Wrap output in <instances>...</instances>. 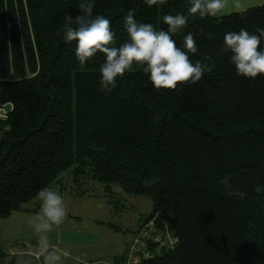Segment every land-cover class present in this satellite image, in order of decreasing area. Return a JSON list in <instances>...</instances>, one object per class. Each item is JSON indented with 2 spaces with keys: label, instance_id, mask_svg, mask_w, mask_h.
Segmentation results:
<instances>
[{
  "label": "trees",
  "instance_id": "obj_1",
  "mask_svg": "<svg viewBox=\"0 0 264 264\" xmlns=\"http://www.w3.org/2000/svg\"><path fill=\"white\" fill-rule=\"evenodd\" d=\"M79 3L0 0V106L8 109L0 119V218L31 211L25 205L38 191L54 189L70 172L76 187L100 183L114 207L126 194L151 199L135 234L152 222L155 237L141 264H264V192L254 191L264 185V75H237L223 50L225 33L264 29V0L190 18L173 37L182 47L193 32L198 52L190 59L212 67L197 84L156 89L134 65L107 94L100 90L103 55L81 67L75 42L57 34ZM189 7L190 0L151 7L145 0H95L94 14L110 20L119 45L130 9L159 30L167 27L164 15ZM225 175L244 198L226 193L218 183ZM146 179L155 182L146 187ZM114 182L124 191L113 192ZM126 260L127 250L115 263Z\"/></svg>",
  "mask_w": 264,
  "mask_h": 264
},
{
  "label": "clouds",
  "instance_id": "obj_2",
  "mask_svg": "<svg viewBox=\"0 0 264 264\" xmlns=\"http://www.w3.org/2000/svg\"><path fill=\"white\" fill-rule=\"evenodd\" d=\"M166 2L145 0L149 7ZM226 6L227 0H190L187 14L164 15L162 19L167 27L159 30L151 23L137 21L134 10L130 9L123 17L127 38L118 45L110 20L104 15L94 14L95 0H80L78 13L75 17L66 14L57 34L63 33L66 43L75 42V58L81 67L98 53L103 55L104 61L99 67L100 90L106 94L117 87V79L123 78L134 65L142 68L154 88L174 91L178 85L197 84L204 74L212 71V67L200 60L193 63L190 59V54L198 52L193 32L183 36L182 47L173 37L187 27L190 18L217 17ZM223 41V50L231 53L230 62L234 64L237 75L245 78L264 75V29L256 33L243 28L238 32L229 31L225 33ZM204 60H211V57L205 55ZM154 182V179L144 181L146 187ZM218 183L230 196L244 198L246 195L233 190L230 175L221 177ZM111 188L116 193L124 191L118 182L112 183ZM254 191L261 194L264 185L256 186ZM37 196L41 201L40 210L32 218L31 225L38 234L43 264H64L63 258L69 253L55 249L48 238L54 226L59 227L66 218L64 199L50 187L40 189Z\"/></svg>",
  "mask_w": 264,
  "mask_h": 264
},
{
  "label": "rangeland",
  "instance_id": "obj_3",
  "mask_svg": "<svg viewBox=\"0 0 264 264\" xmlns=\"http://www.w3.org/2000/svg\"><path fill=\"white\" fill-rule=\"evenodd\" d=\"M242 1L238 2L241 7L232 5L229 9L237 11L251 5L249 1ZM230 2L231 0H227V5ZM73 179L74 176L70 172H65L61 176L62 182L55 184L54 190L63 197L67 215L59 227L54 226L53 231L48 233L49 241L55 240L52 244L68 250L69 256L64 257L65 264H112L113 257L121 256L128 250L138 225L152 210V201L145 196L126 194L121 205L114 207L109 203L100 183H94L90 187L85 184L80 188L74 185ZM81 192L86 194L79 196ZM40 204L39 199H34L25 205L31 211L23 212L32 216L21 223L23 230L20 231L23 238L18 236L6 239L4 236L17 222L15 212L10 215L11 217L0 218V264H16L14 261L16 257L6 259L1 253L5 250H2L5 245H12L16 251L41 249L38 234L31 225L32 218L40 210ZM98 221H104L103 225ZM108 223L120 229L115 231L107 225ZM11 247L8 246L6 249Z\"/></svg>",
  "mask_w": 264,
  "mask_h": 264
},
{
  "label": "crops",
  "instance_id": "obj_4",
  "mask_svg": "<svg viewBox=\"0 0 264 264\" xmlns=\"http://www.w3.org/2000/svg\"><path fill=\"white\" fill-rule=\"evenodd\" d=\"M236 1V2H235ZM239 1H242V0H231V2H230V4L229 5H227V7H226V10L224 11V12H222V14L221 15H219V16H222V15H225V14H227V13H231V12H234V11H236V9H229L232 5H236V6H238V7H241V5L238 3ZM247 2L249 1V2H251V5H249L248 7H246V8H244V9H247V8H249V7H252V6H257V5H260L262 2H263V0H246ZM243 2V1H242ZM244 9H241V10H244ZM228 10H230V11H228ZM241 10H237V11H241ZM35 213H37V212H35ZM32 216V214H28V213H26V212H21V211H17V212H15L14 213V217H17V218H15L16 219V223L13 225V227H12V229L10 230V231H8V233L7 234H4V236L6 237V239L8 238V237H18V236H20V237H22V232L20 231V230H23V228H22V226H21V223L25 220V219H29V217H31ZM9 217H11V216H9ZM98 223L99 224H102L103 225V223H104V221H98ZM140 225L141 224H139L138 225V229H139V227H140ZM120 229V227H117L116 229H114L115 231H117V230H119ZM137 229V230H138ZM136 230V231H137ZM135 231V232H136ZM60 236V235H59ZM23 238V237H22ZM50 242V245L51 246H53L55 249H60L59 247H57V245L56 244H52L53 242H55V240L54 241H49ZM8 246H12V245H5L4 247H2V250H4V251H2L1 253L3 254V256L6 258V259H10L11 257H16L15 258V263L16 264H41L33 255H31V254H29V253H24V252H22V251H24L23 249L21 250V249H18L17 251L16 250H14L13 249V247H11V248H8V249H6ZM63 249H60V251L61 252H63V251H67L68 252V250L65 248V247H62ZM7 250V251H6ZM126 250V249H125ZM126 252V251H125ZM124 252V253H125ZM123 253V254H124ZM123 254H121V256L123 255ZM116 257H120V256H115V257H113V260H112V264H116L115 263V258ZM63 260H64V264L66 263L65 262V259L63 258ZM82 264H85V263H82Z\"/></svg>",
  "mask_w": 264,
  "mask_h": 264
},
{
  "label": "built area",
  "instance_id": "obj_5",
  "mask_svg": "<svg viewBox=\"0 0 264 264\" xmlns=\"http://www.w3.org/2000/svg\"><path fill=\"white\" fill-rule=\"evenodd\" d=\"M7 114V104L0 106V119L6 118ZM153 237H155L153 224L152 222H149L144 225L139 233L134 237L127 250V260L124 264H141V258L143 256H149V253L145 252L146 241ZM168 243L173 244V241L169 240ZM41 250L42 249L34 248L32 250H24L22 252L33 255L41 264H43V257L40 255Z\"/></svg>",
  "mask_w": 264,
  "mask_h": 264
}]
</instances>
